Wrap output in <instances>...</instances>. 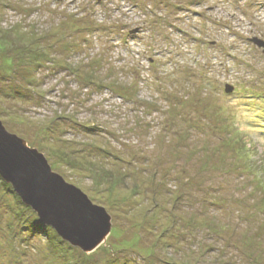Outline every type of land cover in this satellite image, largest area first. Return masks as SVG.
I'll list each match as a JSON object with an SVG mask.
<instances>
[{
    "label": "rangeland",
    "instance_id": "374dc122",
    "mask_svg": "<svg viewBox=\"0 0 264 264\" xmlns=\"http://www.w3.org/2000/svg\"><path fill=\"white\" fill-rule=\"evenodd\" d=\"M254 36L264 0H0V120L111 217L86 251L0 175V264H264Z\"/></svg>",
    "mask_w": 264,
    "mask_h": 264
},
{
    "label": "water",
    "instance_id": "95a60500",
    "mask_svg": "<svg viewBox=\"0 0 264 264\" xmlns=\"http://www.w3.org/2000/svg\"><path fill=\"white\" fill-rule=\"evenodd\" d=\"M251 40L264 49L263 38ZM229 85L226 90L233 89ZM0 175L39 219L64 239L86 251L105 241L111 228L105 208L93 204L82 189L55 172L43 153L8 131L1 120Z\"/></svg>",
    "mask_w": 264,
    "mask_h": 264
},
{
    "label": "trees",
    "instance_id": "16d2710c",
    "mask_svg": "<svg viewBox=\"0 0 264 264\" xmlns=\"http://www.w3.org/2000/svg\"><path fill=\"white\" fill-rule=\"evenodd\" d=\"M10 186H11V184H9ZM78 187V186H77ZM41 221V220H40ZM38 222V221H36L38 224L40 223L41 225H44L43 227H45V229L46 230H50L51 232H52V234H54V236L55 237H57V235H58V233L54 230V229H52V227L51 226H48V225H46L44 222ZM46 225V226H45ZM40 225H38V227H39ZM38 227H35V228H38Z\"/></svg>",
    "mask_w": 264,
    "mask_h": 264
}]
</instances>
